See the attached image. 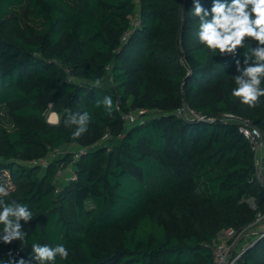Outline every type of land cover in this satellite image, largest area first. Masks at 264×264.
<instances>
[{"label":"trees","instance_id":"16d2710c","mask_svg":"<svg viewBox=\"0 0 264 264\" xmlns=\"http://www.w3.org/2000/svg\"><path fill=\"white\" fill-rule=\"evenodd\" d=\"M199 2L210 10L212 0ZM193 6L0 0V173L11 182L3 199L33 214L21 221V245L0 241V261L10 251L27 259L37 242L68 249L56 264H211L209 244L220 229L242 228L264 212V185L239 131L245 122L264 133V97L249 108L230 95L235 60L244 66L248 46L235 57L208 51ZM133 18L138 25L122 42ZM105 96L111 115L98 106ZM183 105L204 119L179 117ZM140 108L148 111L142 123L123 121ZM49 110L57 123L47 121ZM84 112L92 118L88 131L73 139L75 126L64 121ZM106 134V146L78 158L65 152L45 169L32 162ZM71 162L76 179L55 183L58 168ZM258 235L236 264H264Z\"/></svg>","mask_w":264,"mask_h":264},{"label":"clouds","instance_id":"9594fccd","mask_svg":"<svg viewBox=\"0 0 264 264\" xmlns=\"http://www.w3.org/2000/svg\"><path fill=\"white\" fill-rule=\"evenodd\" d=\"M193 15L199 18L197 38L208 51L221 55L235 57L240 48L248 46V52L241 67L239 59L235 60L236 71L234 77L236 87L231 89L230 95L238 98L241 104L255 108L264 97V0H212L210 10L204 8L199 0H193ZM93 86L100 87L101 80L93 81ZM111 115L114 104L111 96H105L98 102ZM118 111V105L115 106ZM89 113H71L64 121L66 126H75L72 138L78 139L88 131L91 122ZM8 195L5 186L0 185V225L3 234L0 241L10 244L14 240H24L26 233L22 230L21 221L29 222L33 218L27 205L12 201L6 202L3 197ZM32 252L28 258L17 259L10 251L8 260L0 264H56V258L67 260L68 249L63 244L50 246L37 242L31 245Z\"/></svg>","mask_w":264,"mask_h":264},{"label":"built area","instance_id":"2783aa9c","mask_svg":"<svg viewBox=\"0 0 264 264\" xmlns=\"http://www.w3.org/2000/svg\"><path fill=\"white\" fill-rule=\"evenodd\" d=\"M135 21L137 20L135 19ZM137 24L138 22L133 24V20L131 19V27L123 33L122 42L127 40L129 33L137 27ZM147 112L148 111L144 108L130 110L122 114V119L128 124L135 121L142 123L145 120V114ZM176 113L179 117H186L188 115L196 119H204L203 115L198 114L194 109L186 105L177 109ZM230 115L227 116L232 117ZM239 131L247 139L253 152L255 178L261 185H264V133L256 126L249 125L245 122H241ZM84 151V148L80 149L75 153V158H78ZM63 153L65 152L62 151L61 147H56L50 151L47 156L38 160H33L32 162L39 163L42 168L45 169L51 160L59 157L57 154L60 155ZM75 179L76 174L73 172V162H71L65 167L58 168L54 182L57 183L59 180L70 181ZM252 229H257L255 233L259 234L258 236L264 235V212H257L255 219L242 228L237 229L230 226L220 229L216 233L213 241L209 244L211 249V264H236L246 248L252 245L250 241L252 238L246 237L248 235L246 232Z\"/></svg>","mask_w":264,"mask_h":264},{"label":"rangeland","instance_id":"374dc122","mask_svg":"<svg viewBox=\"0 0 264 264\" xmlns=\"http://www.w3.org/2000/svg\"><path fill=\"white\" fill-rule=\"evenodd\" d=\"M137 19V18H136ZM133 20V24H135V22H137V21H135V19L133 18L132 19ZM138 25V24H137ZM121 45H123V44H121ZM121 48H119V50H120ZM118 51V50H117ZM108 70V69H107ZM67 77H68V74H67ZM111 79V78H110ZM79 82V81H78ZM134 110V109H133ZM46 119H47V121L49 122V123H57L58 121H59V114L57 113V112H55V111H47V114H46ZM110 138V136H108L107 134L103 137V138H101V139H98V140H96V141H94L93 143H91L89 146H86V145H82V144H79V143H77V142H73V143H71V144H69V145H67L66 147H64V148H61L62 149V151L63 152H73L74 153V157H76L75 156V153H77L80 149H82V148H84L85 150H88V149H90V148H93L94 146H106V143L104 142L105 140H106V142H107V140ZM103 144V145H102ZM57 156H59V158L60 157H62V154H60V155H58L57 154ZM10 184H11V182H10V178H9V175L7 174V173H0V185H3V186H5L6 188H8V187H10ZM248 202H249V204H250V206L252 207V208H255L256 206H255V203L253 202V200L251 199V198H249L248 199ZM256 230L257 229H252V230H250V231H248V232H246V234H248L246 237H251L252 239H250V241H251V244H253L254 242H255V240L256 239H254V237H252V236H255V238H256V235H257V233H255L256 232ZM258 238V237H257ZM254 240V241H253ZM253 241V242H252ZM14 245H16V244H18V245H21L20 243H21V241L20 240H14L13 242H12ZM11 244V243H10Z\"/></svg>","mask_w":264,"mask_h":264},{"label":"water","instance_id":"95a60500","mask_svg":"<svg viewBox=\"0 0 264 264\" xmlns=\"http://www.w3.org/2000/svg\"><path fill=\"white\" fill-rule=\"evenodd\" d=\"M186 77H184L183 82L185 81ZM221 115V114H220Z\"/></svg>","mask_w":264,"mask_h":264}]
</instances>
